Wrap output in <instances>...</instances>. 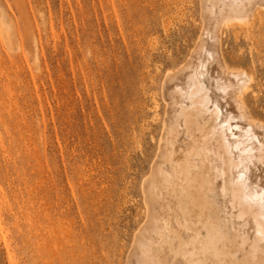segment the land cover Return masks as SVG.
Returning a JSON list of instances; mask_svg holds the SVG:
<instances>
[{"label": "rangeland", "instance_id": "1", "mask_svg": "<svg viewBox=\"0 0 264 264\" xmlns=\"http://www.w3.org/2000/svg\"><path fill=\"white\" fill-rule=\"evenodd\" d=\"M201 1L0 0V264H126ZM257 5L220 47L253 76L241 108L264 123Z\"/></svg>", "mask_w": 264, "mask_h": 264}, {"label": "bare ground", "instance_id": "2", "mask_svg": "<svg viewBox=\"0 0 264 264\" xmlns=\"http://www.w3.org/2000/svg\"><path fill=\"white\" fill-rule=\"evenodd\" d=\"M201 4L202 40L162 84L161 152L142 182L147 219L126 264H264V123L241 108L253 76L220 47L222 24L247 22L264 0Z\"/></svg>", "mask_w": 264, "mask_h": 264}]
</instances>
